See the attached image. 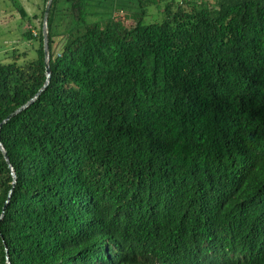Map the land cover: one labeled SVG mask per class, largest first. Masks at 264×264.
<instances>
[{
	"label": "trees",
	"instance_id": "trees-1",
	"mask_svg": "<svg viewBox=\"0 0 264 264\" xmlns=\"http://www.w3.org/2000/svg\"><path fill=\"white\" fill-rule=\"evenodd\" d=\"M42 1L0 60V264H264V0H52L48 77Z\"/></svg>",
	"mask_w": 264,
	"mask_h": 264
},
{
	"label": "rangeland",
	"instance_id": "rangeland-1",
	"mask_svg": "<svg viewBox=\"0 0 264 264\" xmlns=\"http://www.w3.org/2000/svg\"><path fill=\"white\" fill-rule=\"evenodd\" d=\"M17 5H21L26 10L29 18L25 17L22 19L20 17L16 10ZM42 8V0H0V60L8 61L14 48H18L20 52L28 49L30 42L28 43L23 39L22 33L26 29H32L33 32L38 31L40 28V12ZM161 8L162 5L159 7H148V13L144 18V22L160 21ZM61 9L65 10L66 8L62 5ZM56 19L61 27L65 28L68 26L67 22L69 20L66 21L65 18L62 19L59 15ZM22 59L24 58L21 57L20 60Z\"/></svg>",
	"mask_w": 264,
	"mask_h": 264
},
{
	"label": "water",
	"instance_id": "water-1",
	"mask_svg": "<svg viewBox=\"0 0 264 264\" xmlns=\"http://www.w3.org/2000/svg\"><path fill=\"white\" fill-rule=\"evenodd\" d=\"M52 0H47L45 4V10L43 14V26H42V33H43V39H44V53H45V66H46V72H47V77L49 76V68H48V52H47V31H46V19L48 15V11L51 5Z\"/></svg>",
	"mask_w": 264,
	"mask_h": 264
}]
</instances>
